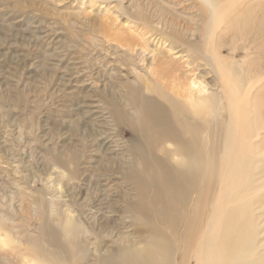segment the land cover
Here are the masks:
<instances>
[{"label": "rangeland", "instance_id": "374dc122", "mask_svg": "<svg viewBox=\"0 0 264 264\" xmlns=\"http://www.w3.org/2000/svg\"><path fill=\"white\" fill-rule=\"evenodd\" d=\"M200 43H213L222 76L241 93L239 108L258 113L254 141L263 140L264 108L253 104L264 101V0H0V264H15L3 254L38 238L50 251L52 240L79 246L67 264H97L106 253L122 264L125 240L129 264H170L154 229L135 218L127 170L139 167L144 140L128 128V94L154 85L170 94L174 76L196 83L193 93L203 78L204 95L219 92L193 52ZM247 160L264 166V151ZM235 180L217 264H264V171ZM69 220L83 232L69 233Z\"/></svg>", "mask_w": 264, "mask_h": 264}, {"label": "bare ground", "instance_id": "6f19581e", "mask_svg": "<svg viewBox=\"0 0 264 264\" xmlns=\"http://www.w3.org/2000/svg\"><path fill=\"white\" fill-rule=\"evenodd\" d=\"M249 16L253 17L250 12L244 16L247 21ZM257 34L262 36L258 31ZM212 45L200 43L193 52L215 73L211 86L218 88L219 83V92L204 95L201 86L208 83L203 78L198 82L199 90L193 93L196 83H179L178 77L174 76L176 82L170 94L155 85L131 88L128 94L129 105L134 103L131 104L134 118L127 121L128 128L144 140L143 150L134 156L135 159L138 157L136 164L139 167L127 170L133 174L129 179L137 188V200L132 204L138 213L135 218L145 219L154 229L153 238L161 240L169 250L170 264H174L178 250V264H189L191 258H195L196 264H217L219 253L224 249L223 242L219 241L225 230L222 218L225 206L232 203L229 185L237 183L235 177L243 173L264 171V166H251L247 160L251 153L264 151V138L262 146L261 141H254L259 130L254 117L257 118L258 113L257 117L248 115L249 107L246 105V109L245 104L243 109L239 108L241 93L236 91L231 78L222 76ZM259 50L264 52L262 48ZM211 51L207 56L206 53ZM260 70L264 71L263 68ZM260 100L254 101L256 112L260 106L264 108V101L259 103ZM112 112L114 116H120L121 111L115 107ZM251 149L258 150L252 152ZM138 174L143 175V179ZM233 213H229L230 220ZM234 214L239 217L240 211ZM67 227L69 233L83 232L76 221L69 220ZM45 234L43 236L53 239L48 232ZM39 240L20 241V246L5 252L3 257L15 264H37L36 256L44 257L48 264H67L69 259H76L81 250L77 245L65 248L52 240L53 250L50 251L37 244ZM124 243L127 246L121 263L129 264L135 260L130 253L133 246L126 240ZM0 246L6 247L7 240L0 237ZM232 248H228V252ZM97 264L120 263L106 253L100 255Z\"/></svg>", "mask_w": 264, "mask_h": 264}]
</instances>
